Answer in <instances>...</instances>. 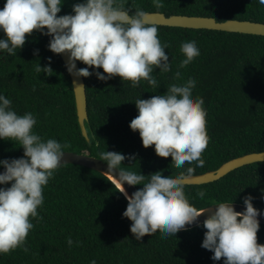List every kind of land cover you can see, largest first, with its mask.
I'll return each instance as SVG.
<instances>
[{"label":"trees","instance_id":"16d2710c","mask_svg":"<svg viewBox=\"0 0 264 264\" xmlns=\"http://www.w3.org/2000/svg\"><path fill=\"white\" fill-rule=\"evenodd\" d=\"M6 0H0V9ZM83 0H63L58 16L72 13ZM157 9L152 0H127L134 12H159L166 16L212 17L217 21L249 20L264 24V5L256 0H162ZM46 31V29H45ZM4 33L0 32V38ZM158 37L168 47L171 71L152 73L158 87L147 81L133 87L119 76L101 81L93 74L83 77L87 96L88 136L83 138L77 120L72 82L59 54L48 50L49 36L33 31L16 55L0 59V94L12 101L18 114L31 112L37 119L33 131L43 139L66 144L65 151L86 153L101 159V153L115 151L126 159L120 168L146 176L163 170L176 175L194 166L175 165L172 154H159L155 145L144 147L139 132L129 124L138 114L135 101L164 94L172 82L195 76L194 97H202L206 115L205 164L192 175L217 170L237 157L264 152V37L214 30H193L158 26ZM195 38L201 52L188 65L180 64L186 53L181 42ZM38 54H34L36 50ZM0 53V56H3ZM53 73H37L36 65L49 64ZM79 67H87L79 62ZM177 68L182 72L177 76ZM93 71V69H90ZM98 71L103 72V69ZM107 75V74H105ZM19 142L0 140V160L23 157ZM132 156L134 159H127ZM2 168V167H0ZM0 187H10L0 185ZM136 189L139 185H135ZM204 191L201 199L198 191ZM242 190V191H241ZM264 162L238 168L218 181L185 187L189 202L202 210L219 202L243 204L251 194L255 208L264 212ZM44 203L37 209L42 219H31L25 247L0 254V264H224L213 261V253L201 247L206 229L197 226L165 235L161 229L137 237L132 221L123 217L127 199L101 174L76 165L59 167L43 189ZM73 244L69 246L67 240ZM257 242L264 244V225ZM78 242V243H77Z\"/></svg>","mask_w":264,"mask_h":264},{"label":"clouds","instance_id":"9594fccd","mask_svg":"<svg viewBox=\"0 0 264 264\" xmlns=\"http://www.w3.org/2000/svg\"><path fill=\"white\" fill-rule=\"evenodd\" d=\"M256 2L264 5V0ZM126 3L127 0H83L73 5L74 14L58 16L63 0H6L0 9V32L4 33L0 38V53L4 55L0 59L5 54L16 55L35 30L50 37L49 51L68 56L66 70L70 75L87 78L94 74L101 81L119 76L122 81H131L133 87L144 80L156 88L159 85L152 74L154 70L166 73L172 68L166 52L168 45L159 39L158 26L148 20V13L139 8L133 12L125 7ZM152 3L157 9L163 7L162 0ZM180 46L186 53L180 61L184 66L201 52L195 38L183 40ZM48 59V65H36L37 73H53L51 58ZM77 61L87 67L78 69ZM176 75H182L179 68ZM196 84V77L191 76L184 82L170 83L164 94L138 98L134 102L138 114L129 124L132 131L139 132L144 147L154 144L157 153L172 154L175 165L181 168L186 163L194 166L176 175L158 170L146 176L122 170L120 165L126 159L123 154L101 153L100 160L106 162L108 172L118 174L113 176L127 199L122 215L132 221L130 230L137 237L158 228L165 235L176 236L209 209L197 210L185 194V181L196 167L205 164L201 157L210 139L204 100L192 94ZM11 105L12 101L0 94V140L19 142L24 154L0 160L4 169L0 185L10 184L0 187V254L18 247L28 251L26 238L34 227L30 218L42 219L37 209L44 203L43 189L64 164L61 161L67 147L54 138L45 140L36 134L33 113L20 115ZM125 183L139 187L129 196ZM197 195L203 199L206 193L201 190ZM254 199L251 194L244 197L243 212H237L232 203H216L202 225L197 224L206 229L201 247L213 253V261L224 258V264H264V244L257 242L261 210L254 207ZM67 243L71 246L72 239Z\"/></svg>","mask_w":264,"mask_h":264},{"label":"water","instance_id":"95a60500","mask_svg":"<svg viewBox=\"0 0 264 264\" xmlns=\"http://www.w3.org/2000/svg\"><path fill=\"white\" fill-rule=\"evenodd\" d=\"M146 13H148L149 15L148 20L151 23H156L157 26L185 28V29H193V30H214V31H222L229 33L250 34V35H257L264 37V24L249 20L228 19L221 22V21H217L215 18L204 17V16H186V15L166 16L164 13H159V12H146ZM59 56L66 67L68 56L66 54H59ZM76 63H77V68L79 69L80 67L78 61ZM70 78L73 87L78 125L83 138L90 144V139L87 130L88 114H87V96H86L85 82L83 77H76L74 75H70ZM61 162L64 163L62 166L76 165L97 172L102 176L106 177L107 179H109L119 190H122L119 182L113 176L118 174L113 173L112 175L110 172H108L106 162L101 161L99 158L90 156L86 153H74V152L65 151V155ZM258 162H264V152L251 153L237 157L235 159H232L224 163L215 171H209L199 175H191L190 177H188V179L185 182L186 185L188 186H193V185L197 186V185L212 183L220 180L221 178H223L224 176H226L227 174L238 168ZM3 171L4 169L0 168V173H2ZM123 187L129 196H131L132 193L137 190L135 186L128 185L126 183L123 185ZM232 204L237 212H243L245 210L244 204H239V203H232ZM215 207L216 206L214 204L206 207L209 209L197 218V222L193 223L192 225H186L187 230L197 227V224L202 225L204 219L207 218L215 210ZM258 220L260 221L261 225H264L263 211H261V215L258 216ZM181 231H185V230H181Z\"/></svg>","mask_w":264,"mask_h":264}]
</instances>
